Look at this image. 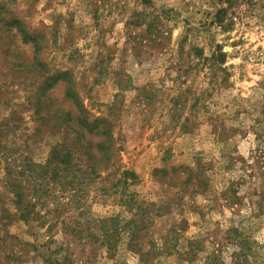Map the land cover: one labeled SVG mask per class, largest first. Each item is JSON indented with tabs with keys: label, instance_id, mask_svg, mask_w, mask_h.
<instances>
[{
	"label": "rangeland",
	"instance_id": "374dc122",
	"mask_svg": "<svg viewBox=\"0 0 264 264\" xmlns=\"http://www.w3.org/2000/svg\"><path fill=\"white\" fill-rule=\"evenodd\" d=\"M0 264H264V0H0Z\"/></svg>",
	"mask_w": 264,
	"mask_h": 264
},
{
	"label": "trees",
	"instance_id": "16d2710c",
	"mask_svg": "<svg viewBox=\"0 0 264 264\" xmlns=\"http://www.w3.org/2000/svg\"><path fill=\"white\" fill-rule=\"evenodd\" d=\"M23 40H28V38L24 37Z\"/></svg>",
	"mask_w": 264,
	"mask_h": 264
}]
</instances>
